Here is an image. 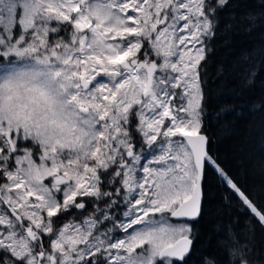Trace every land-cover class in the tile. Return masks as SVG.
Instances as JSON below:
<instances>
[{"label": "snow or ice", "instance_id": "1", "mask_svg": "<svg viewBox=\"0 0 264 264\" xmlns=\"http://www.w3.org/2000/svg\"><path fill=\"white\" fill-rule=\"evenodd\" d=\"M255 3L0 0V264H264V152L214 147L264 150Z\"/></svg>", "mask_w": 264, "mask_h": 264}, {"label": "trees", "instance_id": "2", "mask_svg": "<svg viewBox=\"0 0 264 264\" xmlns=\"http://www.w3.org/2000/svg\"><path fill=\"white\" fill-rule=\"evenodd\" d=\"M249 3L253 8L258 7V5L255 3V0H249ZM259 31L260 30H258L256 33L254 39L237 37L235 42L236 52L238 53L240 49L251 47L253 44H258ZM223 53L224 50L221 49L218 55H223ZM255 94H259V89L256 90ZM243 126L244 122H239L237 134L229 138L221 139L214 143V147L223 159L225 166L232 169L234 172L237 170L239 162L243 161L245 164H248L249 158L254 160L259 155H261L262 152H264V150L259 149V134H257L253 139H250L248 142H245L242 135ZM258 179V176L249 177L250 182L253 180L258 182ZM206 191L209 194L210 199H208L206 202V212L204 217L200 220L199 224L196 225V227H198L200 230V240L198 241L197 248L202 252H213L216 239L215 235H212L211 243L208 242L212 225L218 219H230L228 216L216 217L213 215L215 207L220 204L221 197L222 195L226 194L227 190L218 185L215 182L214 177H210ZM259 238V234H257V239L259 240ZM197 258L198 257L194 255L192 260L195 261Z\"/></svg>", "mask_w": 264, "mask_h": 264}]
</instances>
